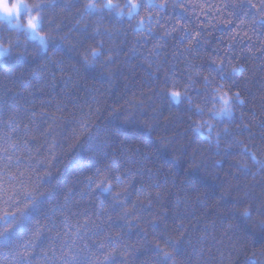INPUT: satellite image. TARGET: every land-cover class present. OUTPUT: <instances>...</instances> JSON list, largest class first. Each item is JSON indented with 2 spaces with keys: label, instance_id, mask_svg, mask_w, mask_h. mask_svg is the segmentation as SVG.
<instances>
[{
  "label": "clouds",
  "instance_id": "1",
  "mask_svg": "<svg viewBox=\"0 0 264 264\" xmlns=\"http://www.w3.org/2000/svg\"><path fill=\"white\" fill-rule=\"evenodd\" d=\"M72 3L0 0V17L23 29V34L9 32L0 23V57L15 53L35 61L21 91L33 78L35 92L54 88L61 79L72 98L52 111L20 105L0 116V264H113L117 258L134 264L146 245L159 251L141 264H239L241 257L261 258L264 264V248L247 251L235 236L236 225L208 214L213 205L205 193H178L182 181L154 179L169 175L156 164L158 150H167L176 163L184 160L188 169L215 168L234 153L222 195L234 193L244 201L238 215L264 227L262 209L250 198L254 182L264 181V143L252 141L257 129L264 138V94L259 115H248L251 78L242 62L246 53L253 59L264 54L259 27L264 0H79L75 8ZM177 10L193 16L194 25ZM221 26L231 30L221 33ZM77 28L95 39L83 41ZM32 33L40 43L30 39ZM174 40L170 48L168 41ZM58 41L75 50L79 65L57 54ZM209 46L211 52L205 50ZM133 59L154 75L163 73L147 93L132 87ZM80 67H99L112 84L123 79L131 90L117 103L103 91L80 101L75 97ZM257 67H264V56ZM224 76L243 82L237 86ZM181 106L190 113L187 127L170 130L172 115L165 108ZM115 117L137 121L158 148L121 139L110 123ZM244 129L251 130L247 136ZM249 172L248 181L241 179ZM139 177L152 183L133 191ZM169 190L178 218L161 239L149 230L164 215H145V210L161 209ZM118 222L135 224L148 238L129 242ZM182 242L189 246L186 257L177 252Z\"/></svg>",
  "mask_w": 264,
  "mask_h": 264
},
{
  "label": "trees",
  "instance_id": "2",
  "mask_svg": "<svg viewBox=\"0 0 264 264\" xmlns=\"http://www.w3.org/2000/svg\"><path fill=\"white\" fill-rule=\"evenodd\" d=\"M78 5L79 0H73L71 7L75 8ZM62 6H64V0H57L56 7ZM93 15H95V13H93ZM176 15L181 16L186 23H193V25L195 23V18L186 15L184 12L177 10ZM115 20L116 18L113 16L110 22H115ZM201 20L203 21V18H201ZM203 22L206 23V21ZM0 23H3L9 32L20 31L23 34V29H14L13 26L5 20L0 19ZM259 27L264 29V23H261ZM230 30V28H225L223 26L220 28L221 33ZM76 32L83 41L95 39L90 35L89 31H81L77 28ZM158 35L159 33L156 34V36ZM153 38H155V36ZM188 38H190V34ZM31 40L37 42L36 40ZM175 40H178L180 44L186 43V40H179V37H176ZM175 40L168 41L170 48L175 46ZM215 42L216 37H213V43ZM53 47L56 49L57 54L63 56L66 61L79 65V56L76 54L75 50L59 41L56 42ZM205 50L208 52L212 51L210 46L206 47ZM44 55H46V53H42L40 58H43ZM262 56H264V54H258L257 57L253 59L246 53L242 60V62L247 65V74L251 78L248 102L244 106V111L248 115H259L261 111L260 97L261 94H264V67H257V65H259ZM34 63L35 61L32 56H22L14 53L6 57H0V116L7 117L14 107L20 105H35L36 108L52 111L56 104H63L64 102L69 104L72 103V98L67 94L70 85L68 82L61 79H57L54 88H45L41 92H35L32 88V85L35 84L33 78L32 85H28L27 88L21 91V89L24 88L22 82L28 79V74ZM131 64L133 66L132 71L135 75V79L132 80L133 88L138 87L147 93L149 89L154 88L157 82L162 80L163 73H156L154 75L150 69L135 59L131 61ZM206 67L210 68L213 72L216 71L215 66L211 64H207ZM145 73L146 76L144 75ZM124 75H128L126 70ZM223 79L228 82L235 80L237 86H240L243 82L235 76H224ZM137 81H139V83H137ZM130 90L129 88H125V81L123 79L112 84L107 75H105L99 67L92 69L84 67L79 68L75 97L80 101L89 99L93 92L103 91L109 94L113 103H117L124 95L128 94ZM30 92L32 94H30ZM165 112L172 115V129L170 130H180L177 125L187 127V116L190 113L186 108L183 106L179 109L166 107ZM41 123H43V121H41ZM110 123L119 130L121 139L126 142L131 144H144L154 149L158 148L153 136L147 133L137 121L125 123L119 117H115L110 119ZM250 131L251 130L244 129L241 134L247 136ZM252 141L253 143H264V138H262L259 129H257L252 136ZM233 157L234 153H229L228 156L222 159L221 164L215 168L208 165L201 168L188 169L185 167L184 160L176 163L167 150H158L155 157L156 164L158 167L168 170L169 175L166 177L157 176L154 179L156 182L165 180L170 181L171 179L182 181L176 189L178 193L181 191L205 193L207 196V204L213 205L212 208H209L208 214L216 219L218 223L221 220L225 222L231 221L236 225V238L245 245L246 250L249 252L256 251L264 248V227L259 226V224L251 218L245 220L238 215V208L244 201L240 200L234 193L227 196L222 195L224 190V178L226 175L232 174ZM250 177V172L247 174L241 173V179L245 181H248ZM189 182H194V184L190 185ZM150 183H152L151 180L145 177H139L137 183L134 185L133 191H142ZM170 193L171 190L165 195L161 209L154 210L149 208L145 210V215H152L154 212L155 214L164 215L163 221L152 224L149 230L150 234L158 235L161 239H163L164 235L167 233L168 227L175 224L178 218L173 207V200ZM97 195L102 196L105 201H109L108 194L99 192ZM250 198L254 207L260 205L262 209L261 214L264 215V181L257 180L254 182ZM116 227L124 232L129 242L136 243L148 238L135 224L129 226L123 222H118ZM193 227L198 229L200 225L194 223ZM158 251V249L146 245L135 254L134 264H141V261L158 253ZM177 252L181 257H186L189 252V246L182 242L177 246ZM113 264H121V260L117 258L113 261ZM161 264H165V262L161 261ZM239 264H262V259L257 257H241Z\"/></svg>",
  "mask_w": 264,
  "mask_h": 264
},
{
  "label": "rangeland",
  "instance_id": "3",
  "mask_svg": "<svg viewBox=\"0 0 264 264\" xmlns=\"http://www.w3.org/2000/svg\"><path fill=\"white\" fill-rule=\"evenodd\" d=\"M24 11H25V14H26L27 10L25 9ZM0 19L7 21L11 26H13V24L15 23V21L13 19H5L3 17H0ZM30 38L33 39V40H36L37 42L40 43L39 37L35 33L30 34Z\"/></svg>",
  "mask_w": 264,
  "mask_h": 264
}]
</instances>
